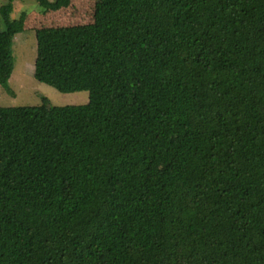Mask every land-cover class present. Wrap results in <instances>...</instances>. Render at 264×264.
<instances>
[{
  "label": "trees",
  "instance_id": "trees-1",
  "mask_svg": "<svg viewBox=\"0 0 264 264\" xmlns=\"http://www.w3.org/2000/svg\"><path fill=\"white\" fill-rule=\"evenodd\" d=\"M36 39L90 100L0 107V264H264V0H109Z\"/></svg>",
  "mask_w": 264,
  "mask_h": 264
},
{
  "label": "rangeland",
  "instance_id": "rangeland-1",
  "mask_svg": "<svg viewBox=\"0 0 264 264\" xmlns=\"http://www.w3.org/2000/svg\"><path fill=\"white\" fill-rule=\"evenodd\" d=\"M109 0H16L11 14L15 31V69L8 88L0 84V107L86 105L88 91L63 93L38 80L37 32L43 28L81 27L93 23ZM7 0H0V9ZM6 30L1 22L0 31Z\"/></svg>",
  "mask_w": 264,
  "mask_h": 264
}]
</instances>
